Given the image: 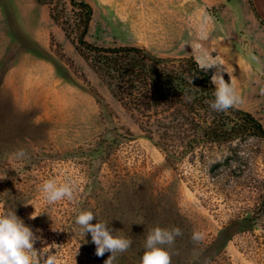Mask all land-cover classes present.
I'll return each mask as SVG.
<instances>
[{
	"label": "rangeland",
	"instance_id": "374dc122",
	"mask_svg": "<svg viewBox=\"0 0 264 264\" xmlns=\"http://www.w3.org/2000/svg\"><path fill=\"white\" fill-rule=\"evenodd\" d=\"M47 1L0 0V214L15 207L41 264L46 254L60 264H99L75 218L91 211L98 221L131 191L156 226L176 219L179 249L199 256L200 245L199 264H264V142L249 136L184 155L177 144L175 156L167 155L78 55ZM84 1L93 10L90 43L193 58L202 43L224 60L223 79L231 77L242 99L235 107L264 127L262 0ZM119 175L129 177L127 187ZM49 179L73 181L74 199L45 202L40 186ZM193 231L203 241L193 243Z\"/></svg>",
	"mask_w": 264,
	"mask_h": 264
},
{
	"label": "trees",
	"instance_id": "16d2710c",
	"mask_svg": "<svg viewBox=\"0 0 264 264\" xmlns=\"http://www.w3.org/2000/svg\"><path fill=\"white\" fill-rule=\"evenodd\" d=\"M47 4L50 19L61 29L78 55L140 129L149 138L156 139V145L167 155L175 156L178 146L183 155L193 154L207 144L231 143L249 136L264 142V127L250 112L235 106L223 112L210 107V102L215 100L213 93L216 87L211 83L212 74L208 70H200L192 56H158L136 45L101 46L90 43L86 35L93 10L88 2L68 0L69 10L62 0H48ZM250 7L260 20L254 6L250 4ZM127 179V175L120 176L119 185L127 187ZM129 195L123 205H108L104 216L92 222L93 225L107 222L112 235L132 241L128 251L116 254L113 264H138L145 250L143 245L148 231L159 224L146 215V209L141 211L144 207H140V202L135 205L134 192ZM7 212H15L21 220L15 207L12 209L6 205L1 214ZM170 223L172 225L166 228L176 227L175 218ZM23 224L29 228L27 222L23 221ZM178 238L173 247L165 246L172 254V264H199L197 259L204 251L200 245L196 247L199 256L189 257L190 253L184 254L179 249ZM83 246L99 264H104L111 255L109 251L100 257L95 254L96 245L90 233L84 235Z\"/></svg>",
	"mask_w": 264,
	"mask_h": 264
},
{
	"label": "clouds",
	"instance_id": "9594fccd",
	"mask_svg": "<svg viewBox=\"0 0 264 264\" xmlns=\"http://www.w3.org/2000/svg\"><path fill=\"white\" fill-rule=\"evenodd\" d=\"M210 19V18H207ZM199 40L207 39V31L201 25ZM194 59L200 70L207 71L216 68L211 77V83L215 85V100L210 102V107L216 111H227L242 103L241 97L237 94L235 86L230 77V83L223 79L224 60L219 56L213 58L212 53L202 43H195L193 46ZM192 83V81H191ZM23 156V151L17 153ZM75 183L70 179L67 182L57 184L56 180L49 179L42 183L40 192L48 204L58 201L74 199ZM97 220L91 211H80L75 218V224L80 227L81 234H91L92 242L96 245V255L103 256L105 251L111 255L104 264H113L116 254L124 253L132 245L130 239L112 235V230L107 222L91 223ZM183 232L179 227L161 228L156 226L148 231L143 245L144 252L139 258L138 264H172V254L165 246L173 247L177 237H182ZM204 234L193 231L191 241L199 243L203 241ZM35 239L32 230L25 227L15 212L0 214V264H41L37 251L34 249ZM53 247L47 246V249ZM43 264H60L55 254H46Z\"/></svg>",
	"mask_w": 264,
	"mask_h": 264
},
{
	"label": "crops",
	"instance_id": "0c3cea01",
	"mask_svg": "<svg viewBox=\"0 0 264 264\" xmlns=\"http://www.w3.org/2000/svg\"><path fill=\"white\" fill-rule=\"evenodd\" d=\"M244 3H246V6H247V4H248V0H245V2ZM261 5L264 7V0H262L261 1ZM223 6V5H222ZM261 19H263L264 20V15H263V13L261 12Z\"/></svg>",
	"mask_w": 264,
	"mask_h": 264
}]
</instances>
